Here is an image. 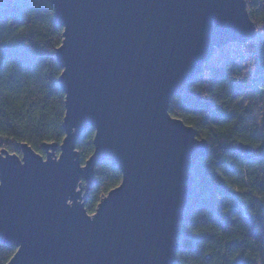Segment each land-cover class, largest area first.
Here are the masks:
<instances>
[{
    "label": "water",
    "instance_id": "water-1",
    "mask_svg": "<svg viewBox=\"0 0 264 264\" xmlns=\"http://www.w3.org/2000/svg\"><path fill=\"white\" fill-rule=\"evenodd\" d=\"M42 1L62 28L64 137L43 154L27 143L20 155L0 149V244L15 252L5 264H176L192 170L208 143L169 105L218 48L256 39L246 1ZM88 128L94 149L82 162L76 144ZM104 161L121 182L89 214Z\"/></svg>",
    "mask_w": 264,
    "mask_h": 264
},
{
    "label": "trees",
    "instance_id": "trees-1",
    "mask_svg": "<svg viewBox=\"0 0 264 264\" xmlns=\"http://www.w3.org/2000/svg\"><path fill=\"white\" fill-rule=\"evenodd\" d=\"M257 37L235 43L220 61L213 56L174 96L168 112L194 128L208 143L206 157L192 170V193L178 230L176 264H264V116L248 123L242 101L249 91L264 97V0H245ZM62 28L51 5L42 0H14L0 6V149L20 155L27 143L43 154L44 143L63 141L65 94L58 78L56 48ZM92 128L76 144L82 162L93 151ZM238 142L251 154L236 151ZM97 184L89 191L86 211L121 181L108 161L94 169ZM14 249L0 244V264Z\"/></svg>",
    "mask_w": 264,
    "mask_h": 264
},
{
    "label": "rangeland",
    "instance_id": "rangeland-1",
    "mask_svg": "<svg viewBox=\"0 0 264 264\" xmlns=\"http://www.w3.org/2000/svg\"><path fill=\"white\" fill-rule=\"evenodd\" d=\"M237 49L238 45L235 43L229 44L222 49L218 50L214 57V62H219L222 57L229 55V51L232 49ZM242 105L249 108L251 112V117L248 118V123L260 125L262 117L264 116V97H261L257 93L249 91L242 101Z\"/></svg>",
    "mask_w": 264,
    "mask_h": 264
}]
</instances>
